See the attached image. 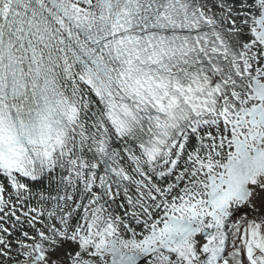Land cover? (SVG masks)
<instances>
[{
	"label": "snow or ice",
	"instance_id": "6c2138e0",
	"mask_svg": "<svg viewBox=\"0 0 264 264\" xmlns=\"http://www.w3.org/2000/svg\"><path fill=\"white\" fill-rule=\"evenodd\" d=\"M0 264H264V0H0Z\"/></svg>",
	"mask_w": 264,
	"mask_h": 264
}]
</instances>
